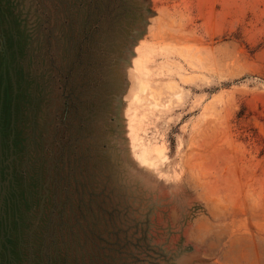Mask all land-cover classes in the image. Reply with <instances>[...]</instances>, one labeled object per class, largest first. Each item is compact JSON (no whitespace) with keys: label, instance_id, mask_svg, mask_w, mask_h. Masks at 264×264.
<instances>
[{"label":"rangeland","instance_id":"obj_1","mask_svg":"<svg viewBox=\"0 0 264 264\" xmlns=\"http://www.w3.org/2000/svg\"><path fill=\"white\" fill-rule=\"evenodd\" d=\"M0 264H264V0H0Z\"/></svg>","mask_w":264,"mask_h":264},{"label":"bare ground","instance_id":"obj_2","mask_svg":"<svg viewBox=\"0 0 264 264\" xmlns=\"http://www.w3.org/2000/svg\"><path fill=\"white\" fill-rule=\"evenodd\" d=\"M142 88H143L142 90H145V86H142ZM128 132L130 134L133 132L132 125H128ZM130 143H131V140H130ZM131 148L133 151L134 145L132 143H131ZM151 152L155 153L156 151L142 145L138 154H135V152L133 151V156L139 165L149 167L150 166V153Z\"/></svg>","mask_w":264,"mask_h":264}]
</instances>
